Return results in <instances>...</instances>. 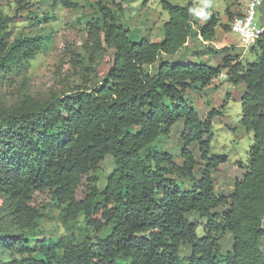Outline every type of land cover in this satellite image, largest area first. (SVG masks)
Returning <instances> with one entry per match:
<instances>
[{
    "label": "trees",
    "instance_id": "obj_1",
    "mask_svg": "<svg viewBox=\"0 0 264 264\" xmlns=\"http://www.w3.org/2000/svg\"><path fill=\"white\" fill-rule=\"evenodd\" d=\"M112 3L119 12L104 4L88 22L92 47L114 50L98 83L0 110V264H183L182 245L190 247L186 264H264V33L250 46L255 59L244 63L231 56L230 46H208L218 22L212 14L196 25L191 2L160 0L168 18L157 41L137 39L120 17L121 5ZM226 14L232 17L228 8ZM12 20L0 10V72L31 58L40 42H8ZM222 28L227 31V24ZM195 39L207 45L206 54L224 52L221 63L163 59ZM222 73L231 85L243 84L240 124L253 135L243 172L227 195L214 191L210 174L226 159L208 154L211 119L221 111L202 118L188 97L189 90L202 91ZM178 122L183 145L176 166L155 144ZM195 143L201 162L191 150ZM106 156L113 168L103 188L92 184L78 198L83 178ZM173 168L189 187L172 176ZM43 192L58 203L66 228L82 217L88 235L38 238L42 216L32 200ZM194 214L204 222L200 232ZM227 233L230 248L222 254Z\"/></svg>",
    "mask_w": 264,
    "mask_h": 264
},
{
    "label": "rangeland",
    "instance_id": "obj_2",
    "mask_svg": "<svg viewBox=\"0 0 264 264\" xmlns=\"http://www.w3.org/2000/svg\"><path fill=\"white\" fill-rule=\"evenodd\" d=\"M68 1L75 2L76 5H64L61 0H0V10L3 14L13 17V20L7 24L8 42L23 37L40 38L39 44L33 49L31 58L21 59L19 64L10 70L0 72V110L16 108L26 98L36 103H44L83 83L93 86L108 71L114 50L105 44L99 48L92 47L88 22L95 18L99 6L105 4L116 12H119V7L113 4L112 0ZM115 1L122 7L120 17L134 30L137 39L140 37H145L149 41L161 39L162 25L168 16L161 9L160 0ZM247 1L170 0L171 3L180 5L191 2L192 9L202 11L205 16L196 15L191 11V18L196 25L205 23L206 19L213 14L218 24L215 27V38L208 46L215 49L230 46L227 50L231 56H236L237 60L244 63L253 61L255 53L251 52L250 48L240 46L237 36L229 31V27L231 20L245 11ZM226 8L231 18H228ZM262 19H264V0L257 11L256 22L260 23ZM223 24H227V31L223 30ZM205 46L207 45L195 39L175 55H163V59L172 60L178 57L192 63L195 59H201L213 66L221 63L224 52L206 54L203 52ZM195 51L200 53L197 55ZM157 65L158 62L153 64L150 70L153 71ZM243 90V84L231 85L222 73L202 91H188L191 106L202 118H205L211 110L221 111L220 115H215L211 119L212 138L208 152L210 156L224 155L226 159L216 169L210 171L213 188L217 194L230 193L234 180L243 172L242 165L247 161V152L253 142L252 133L247 132L240 124V97ZM155 145V149L160 153H170L174 164L179 166L182 162L180 152L183 145L181 123L173 125L169 135L159 138ZM191 150L195 159L201 162L196 143ZM112 168L113 160L110 156H106L95 170L88 173L87 178H83L77 192L78 198L84 197L92 184H95L98 189L103 188L106 175ZM199 169L195 171L197 177L201 173ZM172 176L176 177L181 186H190L187 178L183 177L177 169L173 168ZM32 204L42 216L37 227L38 238L71 234L76 237L79 231L88 235L83 226L82 217L79 218L76 227L72 226L69 229L65 227L60 207L48 192L35 193ZM194 218L198 220V232H200V226L204 222L196 214ZM79 226L81 230L78 229ZM229 237L227 233L221 240L222 254L230 248ZM261 247L264 253V239L261 241ZM189 254L190 247L182 245L180 256L184 258L183 264H186L185 259Z\"/></svg>",
    "mask_w": 264,
    "mask_h": 264
},
{
    "label": "built area",
    "instance_id": "obj_3",
    "mask_svg": "<svg viewBox=\"0 0 264 264\" xmlns=\"http://www.w3.org/2000/svg\"><path fill=\"white\" fill-rule=\"evenodd\" d=\"M262 3L263 0H248L245 11L230 22V31L237 36L243 48H250L264 33V23L256 22L257 11Z\"/></svg>",
    "mask_w": 264,
    "mask_h": 264
},
{
    "label": "clouds",
    "instance_id": "obj_4",
    "mask_svg": "<svg viewBox=\"0 0 264 264\" xmlns=\"http://www.w3.org/2000/svg\"><path fill=\"white\" fill-rule=\"evenodd\" d=\"M193 12L196 13V15L205 16V14L202 11H199L197 9H192Z\"/></svg>",
    "mask_w": 264,
    "mask_h": 264
}]
</instances>
